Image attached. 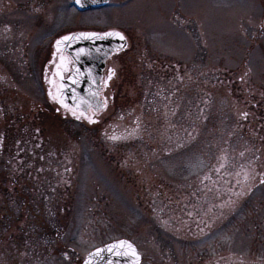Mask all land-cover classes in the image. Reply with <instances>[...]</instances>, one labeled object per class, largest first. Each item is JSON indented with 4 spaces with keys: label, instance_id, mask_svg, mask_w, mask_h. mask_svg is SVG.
<instances>
[{
    "label": "rangeland",
    "instance_id": "374dc122",
    "mask_svg": "<svg viewBox=\"0 0 264 264\" xmlns=\"http://www.w3.org/2000/svg\"><path fill=\"white\" fill-rule=\"evenodd\" d=\"M38 2L0 0V264H79L119 238L142 264H264V0ZM95 23L166 50L109 61L106 137L40 80L41 40Z\"/></svg>",
    "mask_w": 264,
    "mask_h": 264
},
{
    "label": "water",
    "instance_id": "95a60500",
    "mask_svg": "<svg viewBox=\"0 0 264 264\" xmlns=\"http://www.w3.org/2000/svg\"><path fill=\"white\" fill-rule=\"evenodd\" d=\"M73 2L77 9L82 11L100 7L106 3V0H81L80 3L73 0ZM108 33L117 32L94 33L95 35L88 36L81 35L82 33H74L61 36L54 42L53 46L55 49L69 53L73 61L68 78L61 80L60 76H58L59 83L53 95L57 97L55 101L63 110L70 113L75 111V113L84 117L89 111L97 112L105 108L99 98V93L101 92V73L109 55L117 49L122 48V45L124 46V40H121L116 35H107ZM64 37H68L69 39L64 40ZM57 41H61L59 46H57ZM81 49H83V52L80 51ZM76 69H79V74L76 73ZM69 77H73L77 82L73 83ZM61 84L64 85L63 88H60ZM58 89L62 95H58ZM60 100H63L69 107L65 108L60 103ZM98 104L103 106L97 107ZM119 241L131 243L138 254L139 264L140 254L135 245L124 238L110 241L92 249L85 255L80 264H135L134 257L124 255L126 246H118L109 251L110 246L114 244L118 245ZM97 249H102L103 251L97 254ZM117 252L120 255H117Z\"/></svg>",
    "mask_w": 264,
    "mask_h": 264
},
{
    "label": "flooded vegetation",
    "instance_id": "af4514ba",
    "mask_svg": "<svg viewBox=\"0 0 264 264\" xmlns=\"http://www.w3.org/2000/svg\"><path fill=\"white\" fill-rule=\"evenodd\" d=\"M54 1L59 2L60 0H39L37 6L39 7L38 9H39L40 13H41V8H44V6L48 2L56 5ZM118 1L119 0H106V3L100 7L89 8V9L81 11V10L77 9L73 0H64V2L68 4L69 9H71L75 13H80V14L98 12V11L113 8L114 6H116ZM121 1L124 3L125 0H121ZM170 25H172V24H170ZM76 32H87V33H96V34L105 33V32H117V33L122 34L125 37L124 46L122 48L117 49L116 51L112 52L109 55L108 60L105 62V66H104L102 73H101V79H100L101 92L99 93V98L101 99L102 104L105 106V109L102 112L89 111L86 114V116H84V117L80 116L79 114H76V115L72 114L71 115V119H73L74 121L87 123V125H89V126L104 124L102 126V130L100 131V133L102 136L106 137V130L108 129V127L110 128L112 125V123L109 120L110 114L107 113V107L110 104H113L116 100L115 92H113V90H114L113 88H119L115 84L116 82H119L118 81V73L116 71H114V69H112L109 66V61L114 57L116 58V57L123 56V55L124 56H133V57H148V56L150 57V56H154V55L155 56L156 55L157 56H165V54L159 53V52L166 51V50H163V47H162L164 40H158L155 38V35H149V34L144 33L142 36V41H139V43H140L139 48L136 49L134 52V50H132V48L136 47V43H134V41H132L133 37L128 35V29L125 30L123 27H120L116 24L99 25L97 23L89 24V25L62 26L58 32L56 31V34L50 33L48 36H45L41 40V53L47 54L48 60L46 62H44V64L42 66L40 65V67H41V69H40V80H41V83H42L44 90H45L46 101L49 104H53L55 106H56V101L52 97H53L54 92H55V90L58 86V83H59V78L56 75V72L58 70L57 65L60 64L61 56L65 57V60H66V62H68V67L70 69L69 71H64L63 68L60 69V71L62 72V75H63V79H65L70 74L73 62L71 60V56L69 53H67L65 51L56 50L53 46V43L60 36L71 34V33H76ZM47 43H48V45H47ZM38 70H39V68H38ZM110 75H111V78L109 79ZM177 77L178 78L175 81L176 83L179 82L182 78L179 73H177ZM182 80H183V78H182ZM50 91L52 93L51 96L49 95ZM156 95H157L156 98L162 99L165 102L167 101L166 96H165L166 95L165 91H162V92L157 91ZM5 107H6V105H5ZM2 109H3V107H2ZM38 110L40 111V108H38ZM55 112L61 113V110L57 109V106H56ZM34 116H37V118H38L39 114H34ZM33 117L30 118V120L33 119ZM77 117H79V118H77ZM134 120H137V118H135ZM134 124H135L134 132L139 131V128L141 129V122H137ZM0 147H1V145H0ZM1 151L2 150L0 149V152ZM184 240H185L184 245L185 246L188 245L189 241L187 239H184ZM140 255H141V253H140ZM139 264H142V256L140 257V263Z\"/></svg>",
    "mask_w": 264,
    "mask_h": 264
},
{
    "label": "snow or ice",
    "instance_id": "6c2138e0",
    "mask_svg": "<svg viewBox=\"0 0 264 264\" xmlns=\"http://www.w3.org/2000/svg\"><path fill=\"white\" fill-rule=\"evenodd\" d=\"M76 2L80 3L81 0H76ZM81 35L88 36V35H95V34L94 33H92V34L82 33ZM107 35H116V36H119L121 40L125 39V37L122 34H120V33H108ZM67 39H69V38L68 37H64V40H67ZM60 43H61V41H57V46H59ZM122 47H123V45H122ZM80 51L83 52V49H81ZM77 58H79V57H77ZM61 68H63L64 71H69L70 70L69 67H68V62H66L65 57H63V56H61V58H60V64L57 65V69L58 70L56 72V75L60 76L61 80H63V75H62V72L60 71ZM76 73L79 74V69H76ZM110 78H111V75L109 76V79ZM69 79H71L73 83L77 82L73 77H69ZM63 87H64V85L61 84L60 88H63ZM49 95L50 96L52 95L51 91L49 92ZM58 95H62V93L59 92V89H58ZM52 98L53 99H57V97H55V96H53ZM60 103L63 104V106L65 108L69 107L67 104H65L63 102V100H60ZM102 106L103 105H100V104L97 105V107H102ZM73 115H76L75 111H73ZM77 118H79V117H77ZM118 246L119 247H125L126 246V251H125L124 255H131L132 257L135 258V264H138L139 257H138V254H137L135 248L131 245V243L126 242V241H119L118 245L114 244V245L110 246L109 251H111L113 248H116ZM101 251H103V250L102 249H97V254H99ZM117 255H120V253L117 252Z\"/></svg>",
    "mask_w": 264,
    "mask_h": 264
},
{
    "label": "trees",
    "instance_id": "16d2710c",
    "mask_svg": "<svg viewBox=\"0 0 264 264\" xmlns=\"http://www.w3.org/2000/svg\"><path fill=\"white\" fill-rule=\"evenodd\" d=\"M3 109H4V108H3ZM36 110H37V111H36ZM15 111L17 112V114H18L19 117L22 116L21 113H23V112H21V109L16 108ZM34 111H35L36 114H41V112H40L38 109H33V108H32V110H30V112H34ZM45 202H46V200H45ZM31 208L34 209L33 207H31Z\"/></svg>",
    "mask_w": 264,
    "mask_h": 264
}]
</instances>
